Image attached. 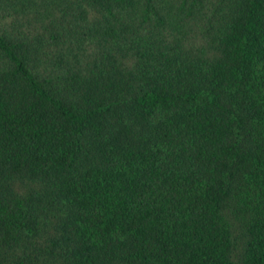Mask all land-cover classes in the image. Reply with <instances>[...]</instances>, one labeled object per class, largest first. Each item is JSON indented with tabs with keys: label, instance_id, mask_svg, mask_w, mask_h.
Returning a JSON list of instances; mask_svg holds the SVG:
<instances>
[{
	"label": "trees",
	"instance_id": "1",
	"mask_svg": "<svg viewBox=\"0 0 264 264\" xmlns=\"http://www.w3.org/2000/svg\"><path fill=\"white\" fill-rule=\"evenodd\" d=\"M0 264H264V0H0Z\"/></svg>",
	"mask_w": 264,
	"mask_h": 264
}]
</instances>
